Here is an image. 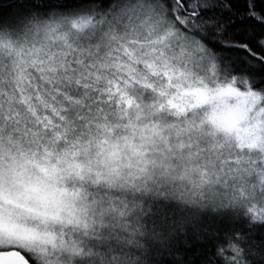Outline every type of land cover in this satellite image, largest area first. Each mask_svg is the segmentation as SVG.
Here are the masks:
<instances>
[{
    "label": "snow or ice",
    "instance_id": "snow-or-ice-1",
    "mask_svg": "<svg viewBox=\"0 0 264 264\" xmlns=\"http://www.w3.org/2000/svg\"><path fill=\"white\" fill-rule=\"evenodd\" d=\"M0 264H264V0H0Z\"/></svg>",
    "mask_w": 264,
    "mask_h": 264
}]
</instances>
